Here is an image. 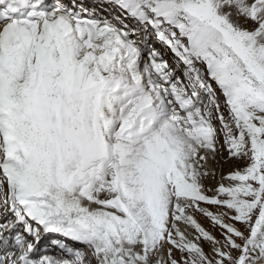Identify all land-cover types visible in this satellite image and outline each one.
I'll use <instances>...</instances> for the list:
<instances>
[{
	"label": "snow or ice",
	"instance_id": "6c2138e0",
	"mask_svg": "<svg viewBox=\"0 0 264 264\" xmlns=\"http://www.w3.org/2000/svg\"><path fill=\"white\" fill-rule=\"evenodd\" d=\"M98 6L0 0V264H264V0Z\"/></svg>",
	"mask_w": 264,
	"mask_h": 264
},
{
	"label": "bare ground",
	"instance_id": "6f19581e",
	"mask_svg": "<svg viewBox=\"0 0 264 264\" xmlns=\"http://www.w3.org/2000/svg\"><path fill=\"white\" fill-rule=\"evenodd\" d=\"M64 2L67 3V4H76L77 7L85 6L88 11L97 10V11L105 14L106 16L108 15L107 13H104V12H102L100 10V8L98 6L99 3H100V0H64ZM169 62L171 63V60ZM221 151L223 152V149H221ZM226 157H227V153L224 152L223 155H218L216 157L215 161H211V160L209 161V163H208V171H209L210 175L208 177L204 178V180L202 181L204 186H205V188H208L209 186H212V188L215 189V187H217L220 183L227 184V181L224 180V182H223L222 178L224 176H226L227 174H229L230 172H233V171H236V170L240 169V165L241 164H239V163L235 164L234 162L227 160ZM212 173H214V176L211 175ZM196 219L207 230L206 223H205L206 219L203 218L202 216H200L199 214H196ZM69 243H71V242H69ZM49 247L51 249H54V252H56L54 246H49ZM206 248L207 247L204 246V250H206Z\"/></svg>",
	"mask_w": 264,
	"mask_h": 264
},
{
	"label": "rangeland",
	"instance_id": "374dc122",
	"mask_svg": "<svg viewBox=\"0 0 264 264\" xmlns=\"http://www.w3.org/2000/svg\"><path fill=\"white\" fill-rule=\"evenodd\" d=\"M235 164H236V163H235ZM242 167H243V165L241 164V165H240V168H242ZM223 182H224V179H223ZM208 188H212V186H209ZM212 189H213V188H212ZM207 194H208V195H212L213 193H212V192H208ZM212 210L214 211L215 209H212ZM199 218H200V217H199ZM201 219H202V218H201ZM204 221H205V220H204ZM205 223H206L207 230L210 231L214 236H216L217 239H220L219 230H218V229H213V228L210 226V222H209V221L206 220ZM204 246L207 247L205 251H206V252L209 251V249H208V248H209L208 245H207V244H204Z\"/></svg>",
	"mask_w": 264,
	"mask_h": 264
}]
</instances>
